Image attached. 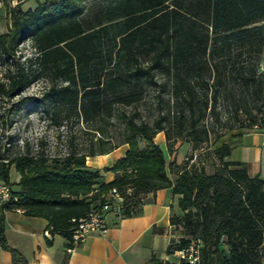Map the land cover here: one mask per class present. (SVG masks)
<instances>
[{"label": "trees", "instance_id": "1", "mask_svg": "<svg viewBox=\"0 0 264 264\" xmlns=\"http://www.w3.org/2000/svg\"><path fill=\"white\" fill-rule=\"evenodd\" d=\"M2 3L8 28L0 33V98L13 99L16 112L29 84L43 80L50 122L81 118L90 135L85 146L71 144L58 156L0 142V181L11 187V168L19 175L18 189L11 187L16 200L0 209V246L10 252L11 264L27 261L6 241L5 211L45 218L50 233L73 247L77 220L112 187L123 194L131 188L121 217L135 211L143 194L171 187L181 213L172 214L170 222L181 236L168 253L193 242L195 264H264V179L249 177L244 166L227 160L228 144L206 152L221 167L207 172L204 164L211 166V160L203 152L209 146L177 165L167 163L154 141L158 132L164 134L167 155L181 145L177 138L209 142L214 123L233 127L220 122V103L230 104L234 117L244 111L246 130L264 123L249 105H264V70H258L264 0H43L27 9ZM25 41L33 51L21 56ZM148 88L159 107L151 120L138 110L118 109L136 105ZM113 117L123 125L117 142L108 132ZM221 136L214 133L215 141ZM139 139L146 143L142 148ZM121 144L128 145L124 156L104 168L118 175L100 182V170L88 169L86 160ZM148 264L189 263L151 257Z\"/></svg>", "mask_w": 264, "mask_h": 264}, {"label": "crops", "instance_id": "2", "mask_svg": "<svg viewBox=\"0 0 264 264\" xmlns=\"http://www.w3.org/2000/svg\"><path fill=\"white\" fill-rule=\"evenodd\" d=\"M37 1L43 0H14L13 3L27 9L35 7ZM4 14L7 20L6 10ZM7 28L8 21L0 33L7 32ZM155 142L165 144L164 136ZM223 143L230 147L227 160L236 163L237 167L244 166L249 177L264 179V129L229 132L216 141L215 147ZM180 146L167 155V163L173 161L181 165L184 162L188 143L179 153ZM127 147V144H121L108 153L90 157L86 160V167L100 170V182L110 181L118 173L103 169L124 156ZM204 167L207 172L212 171L208 163ZM18 180V173L15 171L12 176L10 170L12 189H18ZM176 199L171 187L145 193L142 203L130 216L117 218L112 212L107 213L106 230L91 234L73 247H69L68 241L58 233L44 234L48 224L45 218L28 216L17 209L4 212V234L8 245L18 250L27 264H148L151 257L174 261V252L168 253L167 248L172 240L181 236L180 229L170 222L172 214L181 213ZM0 264H11L10 252L1 246Z\"/></svg>", "mask_w": 264, "mask_h": 264}, {"label": "rangeland", "instance_id": "3", "mask_svg": "<svg viewBox=\"0 0 264 264\" xmlns=\"http://www.w3.org/2000/svg\"><path fill=\"white\" fill-rule=\"evenodd\" d=\"M9 5H13L14 0H6ZM5 7L0 1V32L4 31L7 26V20L5 19ZM29 41H25L19 47V55L28 56L32 52ZM258 70H264V54L259 59ZM2 69L0 67V76ZM43 80L32 81L31 84L25 89L22 96H26L27 99L20 105L16 112H13L11 103L13 99H2L0 98V142L6 145H10L13 150H23L26 146L30 150L36 151L43 149L46 153L52 156L63 155L67 152L71 144L76 146H85L88 142L90 135L86 130V123L79 118L77 120L71 117L68 120H62L59 125H54L49 120V114L45 111V104L42 103V92L44 87ZM33 98L36 99H32ZM157 94L151 88H148L147 92L143 95L142 99L136 104L131 106H120L118 109L125 111L126 113L138 110L141 118L145 120H151V118L157 113L158 108L156 99ZM164 98L167 94H163ZM251 106V113L258 118L264 116V105L258 109V105H254L249 102ZM219 111L220 122L232 123V128L218 127L214 123L216 128L214 132L210 133V141L204 142L199 145L188 142V150L185 156H188L192 152H203L207 146L209 150L203 152L206 157L209 156L211 162L209 163L212 167L210 170L221 168L218 166L217 161L212 158L209 152L216 141L214 139V133L218 132L221 135H225L229 132L240 131L247 129V119L243 110L237 111V117H234L235 112L230 104L220 103L217 106ZM113 124L108 127L109 135L112 140L117 142L122 138V123L116 118L112 119ZM164 136L162 132L154 136L155 141H159ZM11 141L10 143H7ZM165 142V139H164ZM186 139L183 137L176 139V144H182L179 149V153L187 147ZM145 141L139 139L138 147L142 148L145 146ZM164 150V154L167 158V152L165 144H160ZM213 161V162H212ZM104 171V169H103ZM15 170L11 169V175L14 176Z\"/></svg>", "mask_w": 264, "mask_h": 264}, {"label": "built area", "instance_id": "4", "mask_svg": "<svg viewBox=\"0 0 264 264\" xmlns=\"http://www.w3.org/2000/svg\"><path fill=\"white\" fill-rule=\"evenodd\" d=\"M252 129H264V123L261 126L253 125ZM130 191L131 188H127L125 194L130 193ZM91 194L92 192L88 195ZM125 194L115 187L100 193L99 198H102V201H97L86 216L77 220L70 239L73 246L82 243L91 234L104 232L106 230L105 215L107 213L112 212L117 218L121 217ZM11 200H16V197L12 195L10 185L0 181V209ZM50 228L51 226H47L44 229L45 235H50ZM174 254L177 259H183L189 264H195L198 260V248L193 242L187 248L175 250Z\"/></svg>", "mask_w": 264, "mask_h": 264}]
</instances>
